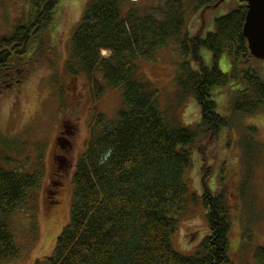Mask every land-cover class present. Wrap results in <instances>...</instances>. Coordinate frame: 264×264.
Listing matches in <instances>:
<instances>
[{
	"label": "trees",
	"instance_id": "16d2710c",
	"mask_svg": "<svg viewBox=\"0 0 264 264\" xmlns=\"http://www.w3.org/2000/svg\"><path fill=\"white\" fill-rule=\"evenodd\" d=\"M220 1L197 0L191 11L183 0H165L157 7L143 0L88 3L72 37L67 68L91 81L97 101L109 89H124V104L112 122L102 114L93 119L72 175L71 221L52 257L35 264H234L229 204L223 190L211 191L210 175L202 180L209 236L191 256L174 246L189 202L198 201L187 182L197 145L216 141L229 126L218 113L216 88L233 91L237 83L243 85L236 93L237 113L254 115L264 107V79L252 65L261 60L252 56L243 30L247 4L236 0L233 10L216 18L206 35L202 30L193 36L187 29L192 15ZM59 2L32 0L30 19L10 35H0V78L22 70L29 46L52 23ZM171 44L185 58L174 79L178 104L192 97L202 110L201 121L193 127L164 108L160 90L140 77L142 62L155 59ZM223 58L231 65L226 73L220 66ZM2 161L0 152V264H14L23 254L10 219L33 206L43 174L37 169L10 172ZM58 180L49 187L51 195L58 190ZM255 252V264H264V247Z\"/></svg>",
	"mask_w": 264,
	"mask_h": 264
},
{
	"label": "rangeland",
	"instance_id": "374dc122",
	"mask_svg": "<svg viewBox=\"0 0 264 264\" xmlns=\"http://www.w3.org/2000/svg\"><path fill=\"white\" fill-rule=\"evenodd\" d=\"M90 1L60 0L52 23L29 46L22 70L17 68L0 78L3 169L10 172L22 169L24 173L37 169L43 174L33 206L10 219L12 233L23 254L14 264H35L52 257L58 237L71 221L72 175L87 146L92 121L99 114L107 122L116 120L124 104V89H109L97 101L91 81L67 68L74 31ZM143 1L155 7L165 3V0ZM183 1L191 11L197 0ZM31 2L0 0V35H10L20 22L30 19ZM236 4V0H221L202 8L191 16L187 29L193 36L202 30L206 35L214 20L231 12ZM202 53L212 66L211 54L205 48ZM184 61L180 49L168 45L160 49L155 59L142 62L140 77L160 90L164 108L171 109L172 115L193 127L202 119L201 107L192 97L178 104L174 84L175 73ZM188 61L195 66L192 59ZM225 62L223 58L220 66L226 73L231 65ZM252 65L264 79V61H253ZM242 87L237 83L232 92L223 87L215 90L218 113L228 119L229 126L216 141L202 140L197 145L194 166L187 170V182L191 193L198 194V201L189 202L190 208L174 236V246L191 256L209 236L202 180L210 175L207 182L211 191L223 190L229 204L230 256L234 264H255V250L264 247V107L254 115L235 112L236 93ZM54 179L61 182L51 195L49 187Z\"/></svg>",
	"mask_w": 264,
	"mask_h": 264
},
{
	"label": "water",
	"instance_id": "95a60500",
	"mask_svg": "<svg viewBox=\"0 0 264 264\" xmlns=\"http://www.w3.org/2000/svg\"><path fill=\"white\" fill-rule=\"evenodd\" d=\"M247 3L244 36L249 41V50L256 59L264 61V0H238Z\"/></svg>",
	"mask_w": 264,
	"mask_h": 264
},
{
	"label": "bare ground",
	"instance_id": "6f19581e",
	"mask_svg": "<svg viewBox=\"0 0 264 264\" xmlns=\"http://www.w3.org/2000/svg\"><path fill=\"white\" fill-rule=\"evenodd\" d=\"M105 52V51H104ZM107 52V51H106ZM110 55V54H109Z\"/></svg>",
	"mask_w": 264,
	"mask_h": 264
}]
</instances>
